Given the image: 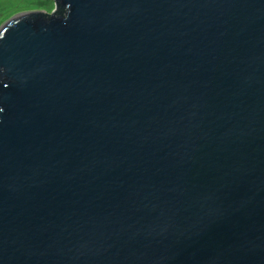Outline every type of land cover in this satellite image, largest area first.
Listing matches in <instances>:
<instances>
[{
    "label": "water",
    "instance_id": "water-1",
    "mask_svg": "<svg viewBox=\"0 0 264 264\" xmlns=\"http://www.w3.org/2000/svg\"><path fill=\"white\" fill-rule=\"evenodd\" d=\"M0 27V264H264V0H54Z\"/></svg>",
    "mask_w": 264,
    "mask_h": 264
},
{
    "label": "rangeland",
    "instance_id": "rangeland-1",
    "mask_svg": "<svg viewBox=\"0 0 264 264\" xmlns=\"http://www.w3.org/2000/svg\"><path fill=\"white\" fill-rule=\"evenodd\" d=\"M55 10L54 0H0V27L17 14L38 11L52 14Z\"/></svg>",
    "mask_w": 264,
    "mask_h": 264
}]
</instances>
